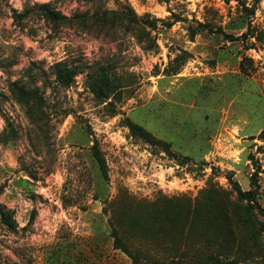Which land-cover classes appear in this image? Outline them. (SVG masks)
<instances>
[{
	"label": "rangeland",
	"instance_id": "obj_1",
	"mask_svg": "<svg viewBox=\"0 0 264 264\" xmlns=\"http://www.w3.org/2000/svg\"><path fill=\"white\" fill-rule=\"evenodd\" d=\"M47 2L69 17L130 5L165 23L151 30L156 44L146 50L139 23L101 33L78 18L55 27L33 8ZM242 2L256 3L252 19L264 28V0ZM250 19L238 0H0V202L18 223L0 220V264H133L114 247V226L144 257L169 259L175 243L180 254L230 233L241 264H264V231L240 220L247 201L230 182L249 190L255 176L253 205L264 208V45L247 49L199 26L241 35ZM244 56L253 59L250 74L240 69ZM59 61L84 68L68 88L56 82ZM102 68L127 83L121 98L103 100L88 87ZM15 82L39 88L42 100L21 101ZM127 118L177 156L131 135ZM183 156L191 160L181 164ZM197 208L213 222L189 229ZM173 215L189 220L177 225ZM252 215L264 221L258 209Z\"/></svg>",
	"mask_w": 264,
	"mask_h": 264
},
{
	"label": "trees",
	"instance_id": "obj_2",
	"mask_svg": "<svg viewBox=\"0 0 264 264\" xmlns=\"http://www.w3.org/2000/svg\"><path fill=\"white\" fill-rule=\"evenodd\" d=\"M229 1V0H226ZM260 1V0H257ZM238 7L241 11L248 15L251 19L249 20L247 30L241 34L236 35L232 33H227L222 26L211 27L209 23H199V26L204 29L208 28L212 32H217L222 34L226 39L230 41L240 40L244 43V46L247 49L256 48L257 44L264 45V28L260 24H256L253 22V17L256 13V3L253 6H246L242 0H238ZM36 9L37 13L41 16V18L45 19L48 23L54 25L55 27L62 25H72L75 23V19H82L84 27L91 30L94 27L98 33H101L105 29H111L114 26H123V25H131L135 23L141 24V35L139 36L140 42L143 44L144 49L149 50L156 44L155 39L151 36V30L157 27L158 22L165 23L164 20L161 19H151L149 14H145L143 16H139L135 10L127 5V9L115 11V10H107L102 14H93L86 16H74L69 17L62 13V11L53 7L51 3H37L33 7ZM26 15L29 13L28 9L24 13H19L20 16ZM87 20H91V27H87ZM140 26V25H139ZM185 60V59H184ZM253 59L244 56L240 62V69L242 72L246 74H250L251 71L247 69V62H252ZM183 63H181L178 67L172 68L170 74H176L179 72ZM251 65V64H250ZM84 68L79 67L75 64H69L67 61H59L54 64V75L56 78V82L62 87L68 88L75 81L76 76L83 72ZM88 87L90 90L100 99L107 100L111 97L121 98L124 94V90L127 87V83L123 81H116L111 77V73L107 69H100L97 73L88 75ZM15 93L18 95L21 101L28 103L29 105L32 102H40L42 100V96L39 93V88H26L24 86L19 85L17 82L12 84ZM126 124L130 129L131 135L140 137L145 140L147 143L154 147L160 148L162 151L166 152V154L175 157L177 156L175 151L172 149V145L170 142L157 138L151 131L143 127L142 125L130 120L126 119ZM264 135V131H263ZM93 155L96 160L102 174L107 176L108 167L106 160L99 148V145L96 143L93 146ZM189 156H183L182 159L185 161H180L181 164H185L187 160H191ZM230 182L233 184L234 189L237 192V196L241 201H247V205L244 208V213L239 214L240 220L248 227L252 229H262L264 231V221H261L257 224V220L252 215L255 209H258L260 213L264 215V208L261 206H254L253 204L258 205L257 200V180L255 176L252 178V189L243 190L239 183L235 181L233 178H230ZM131 211L130 209H128ZM240 212V211H239ZM165 216V214H162ZM192 222L189 226V229L198 228L199 225H203L204 223L209 226L210 222H213L212 217L201 216V210L199 208L194 209L192 211ZM172 218L175 219L177 225L183 218L173 215ZM0 220L1 222L9 229H15L18 225L14 211L9 209L5 204L0 202ZM189 220V219H188ZM187 222L184 221L182 223ZM180 223V224H182ZM200 231L207 235L204 229H200ZM111 236L113 238V245L116 249H120L122 252L127 254L133 264H241L237 257L234 256V237L230 233H226L222 236L217 235H207L208 238H205V247L197 248L198 245L194 244H186L182 252L178 253L179 246L174 244L176 249V254L171 258H154V257H144V249L138 247L131 240H127L125 233L120 231L117 227H112ZM191 245V248H190ZM192 249L194 251L193 254H188L187 250ZM146 258V259H145Z\"/></svg>",
	"mask_w": 264,
	"mask_h": 264
}]
</instances>
